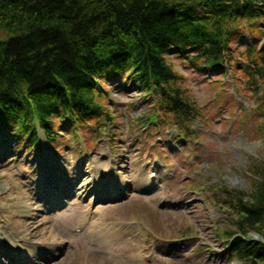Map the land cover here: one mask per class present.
I'll use <instances>...</instances> for the list:
<instances>
[{
    "label": "rangeland",
    "instance_id": "rangeland-1",
    "mask_svg": "<svg viewBox=\"0 0 264 264\" xmlns=\"http://www.w3.org/2000/svg\"><path fill=\"white\" fill-rule=\"evenodd\" d=\"M248 43L247 33L234 40L222 75L168 57L199 107L186 134L163 116L153 96L117 78L103 82L96 96L110 120L76 127L56 120L57 140L41 134L35 146L20 145L13 128L1 125L0 246L29 257L55 241L59 250L43 264L98 257H109L110 264H236L225 253V232L238 218L234 197L250 192L258 181L251 168L264 166V78H255V85L241 72L239 52ZM89 165L107 167L123 194L97 198L101 175ZM47 170L60 177L58 185L74 182L57 207L48 198L46 205L36 200L43 191L35 197L28 190L27 182L34 186ZM28 217L35 223L30 229ZM99 225L124 231L111 239ZM0 263L9 260L0 254Z\"/></svg>",
    "mask_w": 264,
    "mask_h": 264
},
{
    "label": "trees",
    "instance_id": "trees-1",
    "mask_svg": "<svg viewBox=\"0 0 264 264\" xmlns=\"http://www.w3.org/2000/svg\"><path fill=\"white\" fill-rule=\"evenodd\" d=\"M242 33L251 43L239 52L240 69L256 85L264 78V42L256 44L264 0H0V127L35 146L41 134L57 140L56 120H110L96 96L117 78L153 96L186 134L199 107L168 57L222 75ZM251 169L258 181L234 197L238 218L225 232L226 257L236 264H264V166Z\"/></svg>",
    "mask_w": 264,
    "mask_h": 264
},
{
    "label": "bare ground",
    "instance_id": "bare-ground-1",
    "mask_svg": "<svg viewBox=\"0 0 264 264\" xmlns=\"http://www.w3.org/2000/svg\"><path fill=\"white\" fill-rule=\"evenodd\" d=\"M85 165H88V164H85ZM89 167H90L91 173H93V174L100 173V175H101V177L95 179L96 180L95 183L97 185L96 190H98L100 188L103 189L99 192V195L97 198L103 199L104 197L108 196V197H113L112 199H115L116 197H119V194H123V193H119V191L117 190V188L119 186H118V183L114 180V178L107 175V173H106L107 169H105L107 167H105L103 169L96 167V166L91 167L90 165H89ZM78 171H79V173H78L79 175L81 173L83 174L85 172V168L83 169L81 167L78 169ZM54 181H55V184L50 186V183L54 182ZM59 181H61L60 177L54 175L53 170H47V172L44 175L38 174V181L34 186L31 183L27 182L29 185H31L33 187V188H31V186H30L28 188V190L30 191V193L32 191H36L35 195L33 193H31L35 197L38 196L40 191H43L45 194V197L43 198V196H40L41 200L40 199H36V200H38L39 202L44 201V203L46 205L47 202L45 199L48 198L50 203H53L55 201L54 206L57 207V206H60V203H59L60 199L66 198L67 196H69L71 194L72 187L74 186V182H71V183L62 182V184L58 185ZM62 200H64V199H62ZM31 207H32L31 205L28 206V208H31ZM34 209L35 208L33 207L32 210H34ZM27 219L32 220L29 223H25V228L30 229L33 226L31 224H35L33 222L34 218L28 217ZM98 228H99V231H101L105 236H107L111 239H113V238L117 239L118 235L124 231L121 228L109 227L107 225H105V227L99 225ZM130 232L132 233L133 230L130 229ZM32 235H34V234H32ZM52 242H51L50 246L45 248V249H41L42 248V246H41L39 251H37L35 254H30L29 257L27 255H25L24 253L23 254L19 253V252L12 253L13 251L11 249L9 251L8 250L9 248L7 249L4 246H0V254L5 256V258H8V260H9L8 264H43L44 261L48 260L49 258H51V256L54 255L55 251L59 250V245L56 244L55 241H52ZM51 249L54 251H52ZM49 250H51V251H49ZM8 256H10L12 259H10V257H8ZM84 264H110V258L109 257H107V258L98 257L96 259H93L92 261L90 258H88ZM118 264H123V263H121V261H120Z\"/></svg>",
    "mask_w": 264,
    "mask_h": 264
}]
</instances>
